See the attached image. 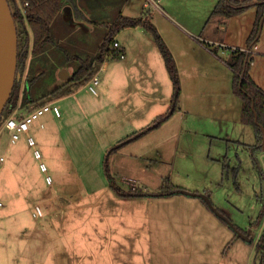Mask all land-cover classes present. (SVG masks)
<instances>
[{"label": "rangeland", "instance_id": "1", "mask_svg": "<svg viewBox=\"0 0 264 264\" xmlns=\"http://www.w3.org/2000/svg\"><path fill=\"white\" fill-rule=\"evenodd\" d=\"M95 1L101 10L93 18L108 23L125 8L140 18L151 16L174 58L179 90L163 51L148 38L143 40L158 86L140 85L138 67L126 66L129 59L108 61L106 70L95 64L98 95L88 81H68L70 72L62 66L76 69L85 60L94 62L106 30L97 27L87 37L79 26L63 22V13L53 24L55 45L31 54L23 75L18 72L32 104L20 102L11 113L5 108L0 117V157H5L0 164V264H264V252L256 250L264 234V154L259 155L262 175L249 150L256 144L254 128L241 122L242 100L222 64L233 46L244 47L251 8L229 20L211 16L213 0H161L158 7L156 0ZM125 1L131 4L126 7ZM74 17L79 19L76 12ZM258 43L251 69L264 87V26ZM32 44L30 33V50ZM42 66L46 72L35 75ZM26 77L35 79L27 85ZM138 88L154 92L150 109L122 106L121 112L115 107L120 96L129 95L138 109L147 95ZM172 90L174 97L179 93L177 108L170 102ZM56 98H62L56 104L63 118L54 120L49 113L42 119L44 129L39 122L32 126L52 177L48 184L25 137L12 144L4 124L13 113L25 114ZM153 113L166 118L159 128L119 146L122 136L128 139L155 125L139 131ZM133 130L138 133L131 135ZM112 179L125 192L113 189ZM168 187L206 193L254 243L239 239L226 257L236 234L210 209L214 222L192 212L206 206L202 199L145 195ZM215 222L225 227L230 241Z\"/></svg>", "mask_w": 264, "mask_h": 264}, {"label": "trees", "instance_id": "2", "mask_svg": "<svg viewBox=\"0 0 264 264\" xmlns=\"http://www.w3.org/2000/svg\"><path fill=\"white\" fill-rule=\"evenodd\" d=\"M8 1L18 28V72L23 75L31 54H36L39 50H42L46 46L55 45V40L53 38V24L59 17H61L62 11L66 5L73 4L74 0ZM253 7L257 8V16L246 46L247 49H253L260 40L264 26V0H219L212 11L211 16H223L226 18H231ZM75 12L79 19L84 18V15L81 11L77 9ZM150 18L151 16L149 15L147 17L145 16L140 18L119 14L113 22L104 24L106 34L101 45L99 46L98 53L94 57L95 61L92 62L90 60H85L81 66L75 69L68 81H73L75 83L82 82L84 80L89 81V79L95 74V64H103L106 62V54L112 50L117 35L122 30L127 28L142 27L155 37V40L159 44L161 51L164 53L167 68L171 73V78L175 80V88L179 90L177 69L174 58L165 45L163 39L159 35L157 28L153 23H151ZM30 33L33 36L31 50L29 48ZM253 60V52H248L243 49H236L232 50L231 55L226 63L234 73L233 91L242 100L241 121L246 125L252 126L255 131L256 144L250 145L249 150L251 152L255 167H257L263 175V169L261 167V159L259 155L264 153V89L260 88L250 75L251 64ZM34 79H27V85L31 84L32 80ZM22 81L23 79L16 80L13 92L6 106L10 113L19 105L20 102L22 104H29L33 102V98L30 93H28L26 87L24 90L23 88L21 89ZM178 100L179 93L177 97H174L173 100L175 107H177ZM164 119L166 118H160V121L158 120L159 125L156 128L161 126ZM116 150H118V148L114 149L113 152ZM110 186L119 192H125L121 187L116 185V182L113 179L110 182ZM176 189L168 187V189L161 190L160 193H170ZM222 222L227 225L225 221ZM231 245L232 242L227 245L225 252H227ZM256 250L258 252H264V234L259 238L256 244Z\"/></svg>", "mask_w": 264, "mask_h": 264}, {"label": "crops", "instance_id": "3", "mask_svg": "<svg viewBox=\"0 0 264 264\" xmlns=\"http://www.w3.org/2000/svg\"><path fill=\"white\" fill-rule=\"evenodd\" d=\"M157 1V7H158V2H160L161 0H156ZM218 1L219 0H213V4H212V9L214 10V8H215V6H216V4L218 3ZM125 6L127 7L128 5H130L131 3L130 2H128V1H125ZM72 5V6H71ZM93 6H97V7H95V9L93 8ZM99 4H97L96 3V1L95 0H74V3L73 4H67L66 5V7L63 9V11H62V14H61V17H59L56 21H55V23L61 18V20H62V15H63V13H65L64 14V16H63V22H66L67 24H68V26L69 27H72V28H76L77 26H79L80 28H81V30L82 31H85L86 32V34H87V37L91 34V33H95L96 32V30H97V27H102L103 29H105L104 28V24H106V23H108V22H105V20L103 19V18H101V17H94L93 18V14L95 13V11H99V10H101L100 8H99ZM147 6H149V5H147ZM145 7H146V4H145ZM79 10V11H81L82 13H83V15H84V18L83 19H75V17H74V13H75V11L76 10ZM157 9V8H156ZM156 9H154V12H156ZM160 11H162L161 12V14L162 13H164L169 19H172V16H170L169 14H168V12H166V11H164L163 9H161ZM249 16H251V18H250V20H249V26L247 27V29H246V34H245V37H246V39H245V45H244V47L243 48H241V49H244V48H246V46H247V41H248V38H249V36H250V34H251V32H252V30H253V27H254V23H255V20H256V16H257V8L256 7H253V8H251L249 11ZM251 12V13H250ZM119 14H123V15H126V16H129V17H137L136 15H134V14H132V12H130L129 10H127V8H125V9H123V10H121L120 12H119ZM118 14V15H119ZM160 14V13H159ZM248 14V13H247ZM117 15V16H118ZM117 16H116V18H117ZM235 17V16H234ZM234 17H231L229 20H233L234 19ZM115 18V19H116ZM158 18H162V17H157V19ZM236 18V17H235ZM114 19V20H115ZM154 19H156V17H154ZM113 20V21H114ZM112 21V22H113ZM156 21V20H155ZM55 23H54V25H55ZM73 23V24H72ZM157 25H158V23H157ZM221 25V27L220 28H222V29H226L227 27H226V25L224 24V23H221L220 24ZM207 27V26H206ZM205 27V28H206ZM205 28L204 29H202V30H199L198 32L199 33H202V32H204V30H205ZM201 37V36H200ZM144 38H148L147 40H149V41H151L152 42V40L156 43V44H158L157 43V41L155 40V37L151 34V33H149V32H147L144 28H142V27H136V28H127V29H124V30H122L118 35H117V37H116V40L123 46V48H124V51H125V53H126V59H129V60H127V65L126 66H132V65H134V67H138V69H139V74H140V77H139V75H138V81L140 82V85H142L143 86V81L145 82H147L146 84H144V86H158L159 84H160V82H159V80L155 77V67H154V64L152 63V58L150 59V61L148 60V55H147V53H146V50H148V48H147V45H145V42H144ZM217 43H222V44H225V46L226 45H231V44H229V43H224V42H219V41H217ZM222 44H220V46L222 45ZM216 45V44H215ZM158 46H159V44H158ZM168 46V45H167ZM223 46V45H222ZM233 46V45H232ZM257 48H256V50L258 49V52H259V50H260V48H259V46H260V43H258L257 45ZM263 46V48H264V44L262 45ZM169 47V46H168ZM167 47V48H168ZM159 48H160V46H159ZM233 48H235L234 46H233ZM232 48V49H233ZM132 49H134V52H135V54H136V57H135V61H132V59H130V56H131V54H133V51H132ZM239 49V48H238ZM168 50H170V48H168ZM212 53V55L213 56H215L214 55V53H213V51H211ZM232 52V51H231ZM230 55H231V53H230ZM230 55H229V57H230ZM254 56V55H253ZM216 57V56H215ZM256 58V57H255ZM106 62H104L103 64H101V65H104L103 66V68L106 70V69H108V68H110V64L109 63H106ZM139 63V64H138ZM225 64V66L228 68V70H230V74L232 75V78H231V75H229V77H230V79L233 81V77H234V73H233V71L228 67V65H227V63H226V61H224V62H222V64ZM138 64V65H137ZM223 66V65H222ZM65 67V66H64ZM67 67V66H66ZM63 68V66H62V69H65V71L67 72V75H69V72H70V77H71V75L74 73V71H75V67H74V69L73 68H71L70 66L69 67H67V68ZM225 67V68H226ZM46 67L45 66H42V67H39L38 68V70H36V74L35 75H38V74H40V73H45L46 72V70H47V68L45 69ZM61 69V68H60ZM56 71H57V73H60V74H62L63 75V72H64V70H57L56 69ZM143 71H145V74H146V76L145 77H142L141 75H142V72ZM62 72V73H61ZM95 74H97V72L95 71ZM250 75H251V77L254 79V81L256 82V84L260 87V88H262V89H264V87H261L262 86V84L260 83V85L258 84V81H257V79L255 78V71L253 70V69H251L250 70ZM61 78H62V76H61ZM27 79H30L29 77H26V79L24 80V81H27ZM131 82V80H130V78L128 79V84ZM24 84H26V83H24ZM135 84H136V82H135ZM151 89V88H150ZM137 90H139V92L140 93H147V95L146 96H144L143 97V103H142V105L137 109V107L134 105V103H132V98L129 96V95H127V96H125V95H122V96H120V100H118V103L116 102V103H114V105H115V107L116 108H118L119 110H121V112L123 111V109H122V106H123V108L125 107V110H127V109H129L130 107H132L135 111H141L140 109L142 108V107H145V108H148V109H150L151 107H152V96L154 95V92H152V90H150V92H146L145 90H144V88H138ZM233 92V91H232ZM67 96V95H66ZM141 96V95H140ZM140 96L139 97H137V101L140 99ZM62 98H64V97H62ZM62 98H56L55 99V101L53 100V102H58L59 100H61ZM142 98V97H141ZM173 100H174V91L172 90L171 91V98H170V102H171V105L173 106V104H174V102H173ZM167 102H168V100H166ZM56 102V103H57ZM32 104V103H31ZM36 108V107H35ZM177 108V107H176ZM239 109H241V116H242V102L240 103V105H239ZM32 110H34L33 108L32 109H30V111H32ZM29 111V112H30ZM28 113V112H27ZM27 113H25V114H27ZM239 113H240V110H239ZM52 114V113H51ZM52 116H53V119L55 120V119H59V118H63V115L61 116V117H56L54 114H52ZM160 118H162V117H160V116H157V114H151V115H148V117H147V120H146V124H144L145 126H143L142 128H140V130L139 131H142L143 129H146V127H149V125H152L153 123H157V121L160 119ZM241 120V119H240ZM242 122V121H241ZM243 123V122H242ZM244 124V123H243ZM244 125H246V124H244ZM160 127V126H159ZM158 127V128H159ZM155 129V128H154ZM154 129H150V130H148V129H146V131H143L144 132V134H142V136H140V137H143L144 135H146V134H148L149 132H151V131H153ZM134 130H135V128H134ZM133 130V132H132V134L131 135H134L135 133H138V132H136V131H134ZM142 132V133H143ZM123 138L120 140L121 141V143H123L124 141H126L127 139V137H129V136H126V138H124V136H122ZM139 137V138H140ZM130 138H132V137H130ZM130 138H128V139H130ZM126 139V140H125ZM236 142H241L240 140H237ZM127 144V143H126ZM125 145V144H124ZM245 145H247V144H245ZM264 154V153H263ZM263 154H261V155H263ZM160 193V192H159ZM168 197V196H167ZM170 198H172L171 196H169ZM174 197V196H173ZM175 198V197H174ZM207 210H209V208L208 207H203V206H201V205H199L198 207H196L195 208V210H192V212L195 214L196 212L195 211H199L200 212V215H202V214H204V216L205 217H210L211 218V221L212 222H214V220L215 219H213V217L210 215V213H208V211ZM190 211V210H189ZM211 212V211H210ZM215 225H217V226H219V228L222 230V231H225V232H227L226 234L228 235V240H229V237H230V234L228 233V231H226V229H225V227H223L221 224H219V223H216L215 222ZM231 240V241H230ZM230 242L229 243H231L232 242V245H231V247L232 246H234V244L239 240L237 237H232V239H231V237H230ZM51 241V240H50ZM228 243V244H229ZM227 244V245H228ZM224 255L227 257L228 255H229V251L228 252H225L224 251Z\"/></svg>", "mask_w": 264, "mask_h": 264}, {"label": "water", "instance_id": "4", "mask_svg": "<svg viewBox=\"0 0 264 264\" xmlns=\"http://www.w3.org/2000/svg\"><path fill=\"white\" fill-rule=\"evenodd\" d=\"M18 54H19V36L18 28L12 13L11 6L8 0H0V117L4 112L8 101L13 92L17 79H20L18 73ZM175 108V104L173 105ZM159 125L156 123L150 129H154ZM143 133H140L130 139H127L119 146H123L132 140L139 138ZM264 143V142H263ZM186 195L202 199L209 209L222 221L227 223V226L236 234L238 239L253 243V238L248 232L245 234L237 225L220 211L212 202L209 195L206 193L191 192L185 189H176L170 193L145 194L148 197H160L168 195Z\"/></svg>", "mask_w": 264, "mask_h": 264}, {"label": "built area", "instance_id": "5", "mask_svg": "<svg viewBox=\"0 0 264 264\" xmlns=\"http://www.w3.org/2000/svg\"><path fill=\"white\" fill-rule=\"evenodd\" d=\"M148 5V4H147ZM255 46L253 49L244 48L248 52H253L256 49ZM238 48H233L236 50ZM126 53L123 46L116 40L113 44L112 50L106 54V62L112 60H125ZM101 85V80L97 74H94L88 81L89 90L94 94L98 95V87ZM49 113L54 114L56 117H61L62 112L57 106L56 102H49L42 104L36 107L34 110L28 112L27 114L16 115L13 113L9 116L4 124V128L8 131L10 142L12 144H17L22 138L25 137L28 145L33 149L35 158L39 161L40 169L43 173H48V167L43 161V154L38 148L37 141L32 134V126L39 122L42 129L45 128L44 122L42 119ZM5 162V157H0V164ZM46 180L48 184L52 183V177L47 174ZM3 206V203L0 202V207ZM35 215V214H34Z\"/></svg>", "mask_w": 264, "mask_h": 264}, {"label": "flooded vegetation", "instance_id": "6", "mask_svg": "<svg viewBox=\"0 0 264 264\" xmlns=\"http://www.w3.org/2000/svg\"><path fill=\"white\" fill-rule=\"evenodd\" d=\"M245 234H247L248 233V231L247 232H245V231H243ZM251 235V234H250ZM251 237H252V235H251Z\"/></svg>", "mask_w": 264, "mask_h": 264}]
</instances>
